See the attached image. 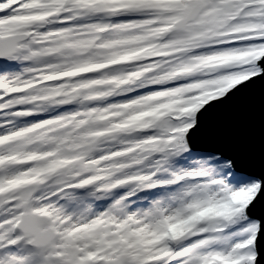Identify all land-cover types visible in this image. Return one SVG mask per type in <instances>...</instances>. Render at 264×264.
Masks as SVG:
<instances>
[{"label": "snow or ice", "instance_id": "1", "mask_svg": "<svg viewBox=\"0 0 264 264\" xmlns=\"http://www.w3.org/2000/svg\"><path fill=\"white\" fill-rule=\"evenodd\" d=\"M0 264H264V0H0Z\"/></svg>", "mask_w": 264, "mask_h": 264}]
</instances>
